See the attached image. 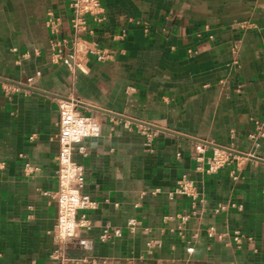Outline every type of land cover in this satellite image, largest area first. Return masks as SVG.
I'll use <instances>...</instances> for the list:
<instances>
[{"label": "crops", "instance_id": "obj_1", "mask_svg": "<svg viewBox=\"0 0 264 264\" xmlns=\"http://www.w3.org/2000/svg\"><path fill=\"white\" fill-rule=\"evenodd\" d=\"M69 3L0 0V264H57V207L45 192L57 186L62 98L182 134L80 104L99 125L81 142L86 155H72L95 206L81 233L91 247L70 244L69 255L264 264V0H101L104 21L87 17L83 38L112 57L80 53L73 68L59 58L72 47ZM213 145L251 157L235 154L208 173ZM26 163L36 169L25 173ZM182 178L193 195L175 192ZM106 225L122 235L100 241Z\"/></svg>", "mask_w": 264, "mask_h": 264}, {"label": "built area", "instance_id": "obj_2", "mask_svg": "<svg viewBox=\"0 0 264 264\" xmlns=\"http://www.w3.org/2000/svg\"><path fill=\"white\" fill-rule=\"evenodd\" d=\"M72 15L71 27L73 30L72 47L66 52L59 54V58L66 66L78 67L77 57L80 53H90L98 61H104L112 57L111 53L104 49L87 46L83 34L90 29L87 27V17L96 23L104 21V7L101 0H69ZM53 31L58 30V24L54 19L49 20ZM27 83L31 82L28 79ZM80 101L73 98H62L58 102V141L59 149L55 157L56 161V189L52 193L45 192L56 203L57 213L52 228L54 247L50 251L51 260L57 264H103V260L88 256H71L68 254V246L75 244L82 249L91 247V240L83 237L81 233L92 227V221L88 211L95 206V201L84 191V166L74 161L72 155L75 149L80 154L86 155V147L81 144L84 138L95 136L99 133L97 120L79 110ZM155 133V132H153ZM256 135L264 137V108L263 118L257 123ZM204 145L197 144L196 151L202 153ZM236 158L234 153L224 149L213 148L207 158L206 172L215 173L219 168L231 163ZM201 159V157H198ZM36 167L26 163L24 172L34 171ZM175 192L193 195L192 181L182 178L178 182ZM184 219V217H182ZM136 221L129 219L127 228L132 231ZM210 229L209 234L212 233ZM122 235L119 227L106 225L100 231V241H108ZM241 234L234 231V238L238 240Z\"/></svg>", "mask_w": 264, "mask_h": 264}, {"label": "water", "instance_id": "obj_3", "mask_svg": "<svg viewBox=\"0 0 264 264\" xmlns=\"http://www.w3.org/2000/svg\"><path fill=\"white\" fill-rule=\"evenodd\" d=\"M29 88H31V87H29ZM81 104H82L83 106H88V107H90L91 109L99 110V111H103V112H106V113H108V114H111V115H114V116H117V117H121V118L127 119V120H129V121H133V122H136V123H140V124H142V125L145 124L146 126L151 127V128H154V129L164 130V131L172 132V133H174V134H180V135H182L181 133H177V132H174V131H170V130H168V129H164V128H162V127H159V126H157V125H154V124H151V123H148V122L142 121V120H138V119H135V118H132V117H128V116H126V115H122V114H119V113H115V112L108 111V110H106V109H102V108H99V107H95V106H93L92 104H91V105L86 104V103H81ZM81 112H82V111H81ZM199 141H200V142H203V143H207L206 141H202V140H199ZM213 146H215L216 148H219V149L227 150V151H229V152H231V153H234V154H241V155H244V156H250V157H251V155H248V154H245V153H240V152H238V151H236V150H233V149H231V148L223 147V146H220V145H213Z\"/></svg>", "mask_w": 264, "mask_h": 264}]
</instances>
